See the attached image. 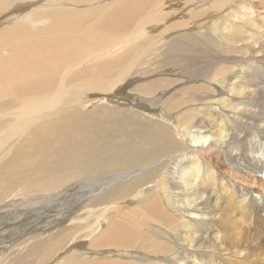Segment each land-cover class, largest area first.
I'll list each match as a JSON object with an SVG mask.
<instances>
[{
    "label": "bare ground",
    "instance_id": "bare-ground-1",
    "mask_svg": "<svg viewBox=\"0 0 264 264\" xmlns=\"http://www.w3.org/2000/svg\"><path fill=\"white\" fill-rule=\"evenodd\" d=\"M71 1L87 3L85 7L71 9V14L76 19L74 23L66 13V7L62 6L64 4L55 2L51 5L60 7L52 8L46 13V17L55 19V22L42 25L39 12L36 11V7L32 8V6H43L45 0H0V13L7 12L9 9L12 11L15 4L25 5L27 2L32 8L31 11L25 13V17L22 16L23 13H16L9 20L5 19L3 23V18L0 19V224L6 225V228L12 227L2 231L0 237L7 238L12 232L14 234L15 232L23 233L36 220L39 222L47 216L59 215L73 207L79 210L83 207V203L93 197L94 192L102 194L108 187L126 177L130 178L133 173L134 175L141 173L149 165L131 174L116 173L107 179L88 175V173L102 165L107 166L120 155H133L135 149H146L147 146L150 149L153 144H158L168 148H179L174 150L171 156L176 158L171 172L173 183L171 193L174 199L176 198L174 208L178 215L168 214L169 209L161 206L157 200L161 197L156 198L155 195H158L156 192L153 195L148 191L151 195L147 198L144 208L140 207V212L150 213L152 219L165 222L171 226V230L174 226L177 228L181 225V236L174 238L182 244L175 249L180 254L179 264H215L213 261L217 262V259L218 264H264V251L261 250L264 246L259 239L262 236H256L255 240L250 239L255 235H250L251 231L257 229L244 228L245 223L242 226L239 223V217L243 214L247 216L246 212L250 211L257 215L258 220L260 218L264 220V101L259 105L253 104L258 101V96H264V71L254 65L251 57L246 55L252 44L244 41L249 37H254L257 44H263L264 27L255 29L253 26L255 20L252 17L243 21L238 13H231L232 16L224 19L221 26L217 28V34H220L224 44L237 49H235L236 55L227 56L225 52L223 57L217 58L210 64V66L220 67L218 74L214 75L217 79L231 72L224 79V84L218 82L219 86H214L213 89L210 87L212 93L217 92V103L212 102L215 103V111L218 110V113L225 116L223 119L217 118L215 130H211V126L202 122L195 125L192 130L187 119L192 112L190 110L175 115L180 125L172 127L173 129L168 128L174 138L164 141L152 140L157 135L158 129L154 130L155 126L153 129V126L152 128L151 125L144 126L141 122L138 126H143L146 131L138 129V126L130 130L126 124L127 121L116 119L117 110L115 108L109 109V106L102 105L97 114L98 128L92 135L91 141L87 143L88 120L93 116L89 114L88 118L84 107L91 95L107 93V90L121 92L127 90L128 86L137 84L135 88L132 87L133 91L139 95L137 103L144 101L149 105H155L158 104L154 102L155 100H163V97L154 96L153 81L143 86L138 84L139 79L131 81L129 78L135 76L136 73L137 75L144 74V71L139 72V67L144 62L143 58L148 52L152 54V49L158 43L151 42L152 44L142 48L143 51L140 53H136L133 48L145 39L154 40L157 30L165 29V23H162L166 14L165 3H162L163 0H127L120 4L123 0H119L108 6L105 1H98L100 2L98 5L90 4L95 0ZM239 1L185 0V6L180 10L183 16L192 17L187 22H195L196 16L204 15L207 9L228 17L233 4ZM252 1L256 6H260L258 2L260 0ZM207 4L210 6H206ZM261 12L264 16V7H261ZM245 14L244 12L243 15ZM17 18L19 19L16 20ZM7 21H13V23L3 26ZM183 23L172 24L170 30L183 26ZM93 30L112 35L113 37L110 36V38L122 42L123 47L118 48L102 43L101 36L96 34V31L92 33ZM119 32L122 34L120 35ZM169 36L171 38V35ZM197 36L188 39L186 35H179L173 38L182 39L184 46L180 48L174 45L165 46L167 49L163 55L166 58L165 61L160 62V68L175 72L182 69L186 63L190 65L188 60H195L198 49L201 47L198 41L200 37ZM68 39L72 48L70 46H68L69 49L56 47L57 44L60 45L57 42L61 41L62 44ZM65 43L67 44L64 42V45ZM89 54L90 56L86 57ZM179 76L185 77L186 75L181 72ZM124 80L130 82L121 85ZM161 81L164 86L170 83L162 79ZM120 85V90H117ZM186 90L184 94H191L192 97L197 95L198 89ZM101 98L107 99L106 96ZM184 104L188 103L180 101L178 107ZM190 106H193V103ZM87 112H93V110L87 109ZM126 128L129 130L127 131ZM164 129L161 127L159 132ZM187 129H191L190 136L185 132ZM217 130L223 132L219 140H217ZM121 134L131 135L128 140L120 143L110 141ZM134 135L138 137L137 140L133 139ZM148 139L151 140L147 143ZM253 140L257 144L253 143ZM59 142L69 154V164L57 156L56 148H59ZM180 145H184L185 148H180ZM218 145L225 148L228 155L226 160L211 151L213 146ZM44 150L53 152L52 163L55 166L54 171L58 174L51 180L41 179L39 186L32 194L19 201L16 200L19 194L23 196L21 194L23 186L14 190L10 179H13L15 185H21L25 174L35 169L37 163L42 160ZM205 153L209 156L217 155L218 161L216 165L208 163L209 165L207 164L203 169L204 172L198 174V171L202 170L200 166ZM78 154L82 155L88 166L85 173L79 169ZM190 170L198 174L201 181L198 178L189 181L184 179V175ZM214 180L217 181L215 182L217 185L214 184ZM66 181L70 183L67 182V184ZM98 187L99 190H97ZM35 194L41 195L38 197ZM31 195H33L32 199H30ZM35 196L38 198H33ZM27 205L33 206L26 209ZM12 208H15L14 212ZM98 208L99 212L97 216L95 215L96 217L91 218L89 215L87 218H82L83 222L88 223L87 225H91L95 220L89 228L91 229V232H88L90 235L101 227L103 221L106 222V226L101 229L102 238L95 242L97 248H90L87 251V247L81 245V247H86L83 250L79 248L82 252L74 249L69 254L61 253L78 240L76 235H70L71 232H67L69 234L61 233L53 236L52 239H45L43 235H35L33 237L35 242L33 241L34 243L32 242L27 248L26 256L34 257L36 254L35 258L40 263L55 256L49 264H64L62 262L67 260L69 264H102L99 260H97L99 262L85 261L87 260L85 257L97 254L98 251L110 253L112 252L111 247H118L122 249L120 252L130 253L134 247L144 245L141 242L148 236L142 234L141 230L134 226L136 222L133 218L131 219L135 222V224L132 223L134 225L127 222L128 220L120 221L121 219L115 215L117 212L112 213L105 204ZM113 214L115 217L111 218ZM9 215L11 216L6 219V222L2 221ZM245 216L243 215L244 218ZM248 217L249 215L246 218ZM185 218L191 219L192 222L184 223ZM67 220L75 221L72 217ZM199 231L206 233L199 234ZM209 232L212 233L209 234ZM151 234L149 235L152 237L145 240L146 244H149V247H146L148 251H152L153 256H161L163 247L172 240L161 237L159 233L155 237ZM84 239L89 240V236L85 235L81 241ZM65 240L68 241V246L61 249ZM210 247L217 251V256L208 251ZM197 255H204L206 259H197ZM22 256L24 255H21L20 259L17 257L18 262H15L16 259L12 264H31ZM132 258L131 256L122 258L123 264H128L125 262L128 259L130 262L135 261V258ZM144 259L139 257L136 259V264H143ZM113 260L118 259L113 258ZM115 262L120 264V261ZM169 262L172 261L169 260ZM145 264L157 263L150 259ZM174 264L178 263L174 262Z\"/></svg>",
    "mask_w": 264,
    "mask_h": 264
},
{
    "label": "rangeland",
    "instance_id": "rangeland-1",
    "mask_svg": "<svg viewBox=\"0 0 264 264\" xmlns=\"http://www.w3.org/2000/svg\"><path fill=\"white\" fill-rule=\"evenodd\" d=\"M25 1H27V0H25ZM98 1H100V2L105 1L109 6V5H112L116 2H118L119 0H95V1L90 2V4L93 3L94 5H98L100 3ZM128 1H130V0H128ZM184 1L185 0H163L162 3H165L164 11L166 14H165V18H164L165 20L163 19L162 23H165L164 27L166 30L165 29H158L156 34L154 35V40L149 41L148 39H145L142 43H140L139 45H137L136 47L133 48V50L136 53H140L143 51L142 48L150 46V44H152L151 42L156 41L158 43V44L155 43V44H157L155 46L156 50H155V48H153L152 54H149V52L147 54H145V58H146V56H147V58L146 59L143 58L144 62L139 67V72L144 71V74L142 73L144 76L143 75H137V73H136V75L131 76L129 78V80L131 79V81H133V79L134 80L139 79L138 84L139 85L141 84L143 86L147 85V83L149 84L150 82L153 81V87L155 89V95L154 96L163 97V100H161V101L159 99L155 100L154 102L158 103L155 105H149L148 103H145L144 101L137 103V101H138L137 96L139 98V95L133 91V88H135L137 86V84H136V86L134 85L135 87L134 86H128L127 90H125V91L123 90L121 92L120 91L116 92V90H113V91L107 90V93H103V94L102 93L101 94L96 93V94L91 95L90 99L86 102L85 107H84V110L88 115V118H89V114H91V116H93V118H89V120H88L87 143H89L91 141L92 135L95 133V131L98 128L97 114L99 113V110H100L99 107L102 105L109 106V109L115 108L118 112V113L117 112L115 113V115L117 116L116 119H119L123 122L127 121L126 124L130 130L133 129L134 127L138 126V124H140L141 122L144 124V126L151 125V128L153 126V129L155 126L156 129H154V130L158 129L157 135H155L152 138V140L159 139L162 141H164L168 138H174V135L168 130V128L173 129L172 127H175L176 125H180L179 120L177 119V116H175V115H178L184 111L192 110V112H190V114L187 117L189 126L191 127V129L193 128L192 130H194L195 125H197L199 122H202L203 124H205L207 126H211V130H215L214 126L217 124V118L221 117V119H223L225 117L224 114L218 113V110L215 111V109H214L215 103H212V102L216 101V103H217V92H213L215 94L214 95L211 92L210 87L213 89L214 86H219L218 82H220L221 84H224V79L231 72H228L227 75H225L223 78L217 79V76H214V75L218 74L220 67L218 65H217L218 67L217 66L216 67L210 66V64L212 62H214L215 60H217V58L223 57V55H225L224 54L225 52H227L226 53L227 56L228 55H230V56L236 55L235 49H237V48H234V47H231L229 45L224 44V41H223L222 37L220 36V34H217V28L219 26H221L224 19L230 18L232 16L231 13H238L241 16V19L243 21H247L248 17H252L255 20V22L253 24L254 28L255 29L263 28L264 27V16L261 15V13H262L261 7H264V0L258 1L260 6H256L254 4V1H252V0H240L237 4H233V6H232L233 9L230 10V15L228 17H226L224 14H222V15L217 14V11H211V9H207V11L204 15L196 16L197 19H195L196 20L195 22L194 21L187 22V20L191 16H186V17L183 16L184 14L180 9L184 8V6H185ZM198 1H200V0H198ZM28 2H31V1H28ZM28 2L25 5H16V4L13 5L12 11H10L11 9H9L7 12L6 11L1 12L0 13V19L3 18L2 23L5 21V19L9 20L10 18H12L11 16L13 14H16V13H23L22 16L25 17L26 16L25 13H28V11H31V9L33 7H36V11H38L40 14L39 15L40 18L39 17L38 18L40 19L41 24L42 25L52 24L53 22H55V19H52L50 17H46V13L51 11L52 8L60 7V6H56V5L54 7V5L53 6L51 5L55 2L58 4L60 2L62 4H64L62 6L66 7L65 11L68 14L71 22L74 23L76 19L71 14V9L76 8V7L77 8L85 7L87 4V3H75L71 0H62V1L59 0V2H58V0H45V4H44L45 6L44 5L43 6H32V8H31V6ZM71 2H73V3H71ZM94 2H98V3L95 4ZM125 2H127V0H123L122 2H120V4L125 3ZM131 5H132V3L130 4V6ZM206 6H210V4H207ZM210 12H211L212 16H211ZM244 12L246 13L245 15H243ZM15 16H17V15H15ZM233 17H235V16L233 15ZM18 19L19 18H17L16 20H18ZM177 19L180 20V22ZM87 20L90 21L92 19H87ZM10 23H13V21H7L3 26H6L7 24H10ZM174 23H176V24L183 23V26H178V28L176 27V28L170 30L171 26H173L172 24H174ZM243 29L247 30L246 27H243ZM95 31H96V34L101 36L102 43H104L108 46H115L118 48L123 47L122 42L114 41L110 38V36L113 37L112 35H105V34H102L101 32H98L97 30H93L92 33H95ZM119 33H120V35L122 34V32H119ZM169 35H171L172 39L170 38ZM179 35H186V37L188 39L192 38V36H197V35L201 38L200 39L197 36L199 38L198 41H199V44L201 47H199V49H198L197 57L195 59L196 61L195 60H188V62H190V65H188L189 63H186L185 66H182V69H180L181 71L176 70L174 72V71H170V70H163L162 68H160V65H161L160 62L165 61L164 59L166 58L165 55H163L165 53V50L167 49V47H165V46L174 45L177 48L184 46L182 43V39H180V38L173 39V38L178 37ZM73 38H75V37H73ZM164 40H165V42H164ZM263 40H264V37H263ZM69 41H70L69 39L64 40L62 42L63 45L61 44V41L57 42L60 45H58L56 43L57 44L56 47H59V48L63 47L65 49L66 48L69 49L68 46H70V48H72L71 45L69 44ZM244 41L252 44L250 51L247 52L246 55L251 57L254 65L261 68V71H264V43L263 44H257V41L254 39V37H249V38L245 39ZM64 42H67V44L65 43V45H64ZM163 42H164V44H162ZM89 56H90V54L87 55L86 57H89ZM188 71H190V72H188ZM181 72H184L186 76L185 77L179 76V74ZM161 79L165 80L167 82L170 81V83L168 82L164 86V85H162ZM171 79H172V81H171ZM129 80H124V82H122L121 85L125 84V82H130ZM108 84H110V82ZM121 85L119 88L116 87V88H118L117 90H120ZM193 88L198 89L197 95H193V97H192L191 94L188 95V94L183 93L186 89H189L188 91H191ZM166 92H167V94H166ZM104 96L107 97L106 100H103L101 98ZM99 99H101V100H99ZM257 99H258V101L254 102L253 104L259 105V103H262L264 101V96H258ZM206 100H209V101H206ZM180 101L186 102L188 104L187 105L184 104V105H181L180 107H178V104ZM192 103H193V106H190ZM135 104H137V105H135ZM195 106H197V107H195ZM182 108H183V110H182ZM87 109H91V110H93V112H87ZM136 121H139V122L137 123ZM161 127H164L165 129L162 132H159ZM128 128H126L127 131L129 130ZM137 128L142 130V131H146V129L141 125H139ZM191 129H187V131H185L188 136H190ZM131 134H121V136L117 137L116 139H111L110 141L113 143H120L121 141L128 140L129 135H131ZM135 134H137V133H135ZM222 135H223V132L221 130H217V140H219L222 137ZM134 137L135 138H133V137H130V138H133L135 140L138 139V137L136 135H134ZM150 140L151 139H148L147 143ZM252 142L255 143L254 140ZM255 144H257V143H255ZM180 148H185V146L180 145ZM178 149L179 148H175V147L168 148V147H163L162 145L153 144L152 148H150V149L148 146L146 149H144V148L143 149H135L133 155H129V156H126V154L120 155L116 160L108 163L107 166L102 165L100 168H97L95 171L94 170L91 171L92 173L90 172V173H88V175L91 174V175H95L96 177H99V178L107 179L113 175H116V173L117 174H121V173L129 174L130 173L131 174L133 171H138L139 169L145 168L147 165H149L148 168L143 170L141 173H139L137 175H134V173H133V176H131L130 178L126 177V179H124L122 181H118V183L112 185L111 187H108L106 189V191L104 190V192H102V194H99V192H97V191L94 192L93 197H90L91 198L90 200L83 203L82 204L83 207L80 208L79 210H76L73 207L72 209L65 210V212L63 211V212L59 213V215L55 214V215L47 216L45 218L40 219L39 222L36 220L35 222H33L31 224L29 229H27L23 233L15 232L16 234H14L12 232L10 235L7 236V238L3 239L0 237V243H1L0 244V264H12L14 262V260H16V259L17 260L15 262L17 263L18 260L20 259L19 257H21V255H24L22 257H24L25 260L27 259V261H30L31 264L32 263L33 264H38V263L39 264H49V262L55 256H52L51 258H47L45 261L40 263L39 261H37L38 259L35 258V257H37L36 254L34 257L32 255L26 256V254H25L27 252V248L34 241L33 237L35 235H43V238H45V239H49V238L52 239L53 236L55 237L61 233L66 234L67 232H71L70 235H76L77 236L76 238L78 240L73 242L71 244L72 246L68 247L67 249L65 248V250H63L61 253L65 252L66 254H69L74 249H75V251H76V249H79V248L81 250H83V248L85 249L86 247H87L86 248L87 251L90 248H92V249L97 248V246H96L97 244L95 242L102 238L103 231H101V229L106 226V222L103 221L101 224V227H99V229L95 233H93V235H90L89 233L91 232V229H89V228L95 223V220H93L91 225H87L88 223L86 221L83 222L82 218H87L89 215L91 218L96 217L98 212H99L98 207L102 206L104 204L107 206V209H109V211L111 210L112 213L115 214L117 212L115 215L118 216V219H121L120 221H122V220L127 221L128 220L127 222H131V224L132 223L135 224V222H136L135 225L134 224H132V225L138 227L141 230L142 234L147 235L148 237H152L149 235L152 233L153 236L155 237V235L157 233H159V235L161 237L169 238V240H172V242L169 244H166L163 247V250H162V255L164 254L163 256L161 254H160L161 256H159V255L153 256L151 254L152 251L151 250L148 251L147 247H149L148 246L149 244H146L147 241L145 242V240L148 238L147 237L144 239V241L141 242V244H144V245H142V247H141V245H140V247H134L133 251H131L130 253L128 251H123L124 252L123 253V252H120V250L122 251V249H119L118 247H115L116 249L114 247H111L110 249L112 250V252L106 253L105 251H101V252H103V254H101V252L98 251L97 254L86 255L85 258L87 260L84 259L85 261H88V262H99L100 261L102 264H117L115 261H120V264H123L122 260L131 256V257L135 258V261L130 262L128 259V261H125V262H128V264L129 263L136 264L137 263L136 259H138L139 257L145 258L143 261V264L150 261V259H151V261H155V263H157V264H166V263L167 264H174V262H177L179 264L180 254L175 249L182 246V244L179 243V240L177 241L174 238L181 236V234H182L181 225H179L177 228H176V226H174L173 230H171L170 229L171 226H169L165 222H163L161 220L152 219L150 213L143 214L140 212V209H141L140 207L142 206V208H144V204L147 203V198L149 197V195H151V194L155 195L154 193L156 192L158 194V195H155L156 198H157V196L161 197V199L159 197L157 198L160 205L165 207L166 209H169V210H167L168 214H170V213L171 214L173 213L172 215L177 214V210H175V208H174L175 204H176V203H174L176 201L175 200L176 198L174 199L173 194L171 193L172 187H173L171 172H172V168L174 167V163H175L176 158L171 157V156H172V153H174L173 151L178 150ZM211 151L216 152V154H218L219 156H222L225 160L227 159V156H228L227 152H226L225 148H223L222 145L213 146ZM56 152H57V156L59 158L65 160L66 163L69 164L70 157H69V154L65 151L62 143L59 142V148H56ZM138 152H139V154H138ZM42 155H43V158L41 161H39L37 163L35 169L30 170L25 174L24 179H23V183L21 185H15L13 179H10V184L14 188V190H17V188H19V186H23V192H21V194H23V196H21L19 194L16 197V200L19 201L21 198H24L25 196L32 194L34 192V190L39 186L41 179L46 178V179L51 180L54 176H56L58 174L57 171H54L55 166L52 163L53 152H51L50 150H44V151H42ZM207 155L208 154L205 153V155H204L205 157H204L203 161L201 162V166H200L202 170L198 171V174L200 172H201V174L204 172L203 169L206 167V165L208 163L210 165L211 164L216 165V163L218 161L217 155H214V154H213L214 156L213 155L207 156ZM77 163H78L80 171L82 173H85L87 171L88 166H87V164H86V162H85V160L81 154H78V156H77ZM192 171L193 170H190V172L188 171L187 174L184 175L186 173L185 172L183 174L185 176V177L183 176L184 179L189 181L190 179L192 180V179H196L199 177L198 174H195V172L194 171L192 172ZM180 172H182V171H180ZM201 174H200V176H201ZM196 175H197V177H195ZM72 179H74V178H72ZM202 179H203V176H202ZM198 180L201 181L200 178H198ZM68 181H70V179H68ZM68 181H66V183ZM70 182H68V183H70ZM215 182H217V181L214 180V184L217 185ZM97 190H99V187ZM147 191L149 193H151V192L152 193L149 194ZM33 195L30 196V199H32ZM35 195H37L39 197L41 194H35ZM37 196H35L33 198H38ZM28 199H29V197H28ZM159 199L162 201H160ZM32 206L33 205H31V206L27 205L26 209H30V208H32ZM12 210L11 211L14 212L15 208H12ZM74 211H77V212H74ZM92 212H94V213H92ZM243 213H245V212H243ZM93 214H94V216H92ZM114 214L111 215V218L115 217ZM246 214L249 215L250 219H249V217L246 218L248 215L245 216V214H243L246 219L243 217V215L242 216L239 215L240 216L239 217V219H240L239 223H241V226L245 223V225H243L244 228H249L251 230L257 229L255 231H251L250 235H253V234H255V235H254V237L251 236L250 239L255 240V239H257V238H255L256 236H259V237L262 236L263 238L260 237L259 239H261L260 242L264 246V220H262L261 218H260V220H258L259 218H257V215H255L251 211L248 213L246 212ZM10 216L11 215L7 216L2 221L6 222V219H9ZM70 217H72V219H75V221L71 222V221L67 220ZM251 217H252V220H251ZM254 217H255V219H254ZM131 218H133L135 222H132ZM256 218H257V220H256ZM184 220H187V221H184ZM258 221H260V222H258ZM183 222L184 223L187 222L186 224H188V223H191L192 221H191V219L185 218V219H183ZM251 222H252V224H251ZM162 223H164V224H162ZM246 224H248V225H246ZM255 225H257V226H255ZM155 226H157V227H155ZM87 227H88V229H87ZM9 228L11 229L12 227L6 228V225L0 224V233L2 231L8 230ZM151 230H153V231H151ZM74 231L76 233H74ZM205 233L206 232L199 231V234H205ZM211 233L212 232H209V234H211ZM67 234H69V233H67ZM256 234H258V235H256ZM83 235L84 236L88 235L89 240L86 241V239H84L83 241H81L84 237ZM79 240H80V242H79ZM143 242H145V243H143ZM81 245H85L86 247H84V246L81 247ZM67 246H68V241L65 240L60 248L64 249V247H67ZM143 246H145V247H143ZM259 247H261V246H259ZM80 249L78 251H81ZM256 249L258 250L259 248L256 247ZM57 250H58V248H57ZM261 250L264 251V247ZM261 250L259 249V251H261ZM208 251L211 253H214L216 256L218 255L217 251H215V249L212 247H210L208 249ZM196 257H197V259H206V257L204 255H197ZM113 258L118 259V260H113ZM97 260H99V261H97ZM169 260H171L173 263L169 262ZM213 262L215 264H218L219 260L217 259V262L216 261H213ZM16 263H14V264H16ZM62 263L69 264V261L67 260V261H64ZM151 263H153V262H151Z\"/></svg>",
    "mask_w": 264,
    "mask_h": 264
}]
</instances>
